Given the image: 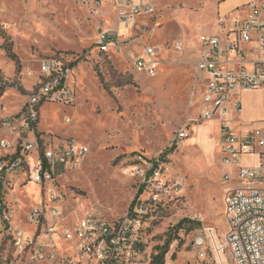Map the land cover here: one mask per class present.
Here are the masks:
<instances>
[{
    "label": "built area",
    "instance_id": "1",
    "mask_svg": "<svg viewBox=\"0 0 264 264\" xmlns=\"http://www.w3.org/2000/svg\"><path fill=\"white\" fill-rule=\"evenodd\" d=\"M94 1L97 7L102 6L103 0ZM107 1L115 9L118 22L135 31L126 42L132 41L136 34H152L153 28L142 19L145 16L153 18L157 13L153 1ZM246 9L245 17L234 19L230 25L224 17L220 18V35L232 34L231 40L223 41L220 35L200 36L201 48L195 67L196 82L205 76L199 103L201 112L197 118L189 116L187 121H219L222 164L236 167L241 184L230 189L225 197L228 228L223 235L215 226L197 230L193 238L197 259L192 264H264V122L239 120L243 110L241 94L264 88V1H251ZM124 43L119 31L101 30L97 38V46L103 52L111 47L120 50ZM143 45L146 57L138 58L136 64L154 76L158 69L156 48ZM174 46L183 49L184 43L176 41ZM251 51L256 58H251ZM78 58L65 51H56L43 58L38 82L25 92L23 109L0 120L1 125L14 134L0 141L3 150L0 156V230L4 233L0 253H6L11 247L13 259L25 261L30 257L51 264H146L145 258H142L145 262L137 258L144 253L146 241L142 224L149 211L140 197L124 217L111 221L88 210L77 224L69 222L60 206L63 196L54 191L49 199L43 198L27 214L28 222L35 227L34 232L13 225L16 212L9 196L15 187V175L22 172L29 181L41 187L50 183L56 185L60 175L81 168L90 152L88 144L80 145L74 137H56L39 126L41 107L45 103H76V88L70 80ZM6 80L15 85V81ZM16 87L21 90L19 84ZM66 122L71 123L72 118L67 117ZM188 136L185 130L179 131L178 145ZM244 155H257L258 163H242ZM138 172L143 174L141 170ZM156 175L159 176L160 171L153 160L142 182L155 186L156 191L148 199L149 206L162 203L163 197H159L162 193L170 196L181 185L154 183L158 180ZM224 177V180H231L232 173ZM56 236L73 242L77 256L60 254ZM227 254L231 263L226 259ZM166 264L177 263L168 261Z\"/></svg>",
    "mask_w": 264,
    "mask_h": 264
},
{
    "label": "rangeland",
    "instance_id": "2",
    "mask_svg": "<svg viewBox=\"0 0 264 264\" xmlns=\"http://www.w3.org/2000/svg\"><path fill=\"white\" fill-rule=\"evenodd\" d=\"M57 1L64 2V7L53 15L65 23L60 24L63 33H59L58 43L61 47L69 46L68 39L73 43L67 49L60 50L76 54L79 57L77 66L82 63L76 68L75 73L78 79L75 85L78 86L77 101L74 105L62 102L45 103L41 107L39 126L42 131L56 137L74 135L80 145H89L90 153L81 168L60 175L56 185L52 183L44 187L39 185L43 195L40 201L37 191L39 186L35 183L34 185L25 175L24 181L31 184L24 188L14 187L9 199L11 206L26 220L27 217L24 215L28 214V210L38 204V201L40 203L43 198L49 199L50 194L57 191L63 196L60 205L62 211L69 222L74 221L78 224L88 210H94L111 221L124 217L132 207H135L140 197L145 201L149 211L142 224L143 229L145 228L146 241L144 253L137 258L142 262L146 261V264H165L168 261H176L177 264L194 263L197 259V251L193 245L194 235L198 229L212 225L223 235L228 228V222L221 199L229 186L232 188L241 184L235 173L236 167L220 163L223 156L220 142L218 149L209 145L210 149L205 152L213 159L211 160L213 171L201 156L189 167L186 161H181L184 156L180 149L182 140L179 145L176 140L178 132L185 130L189 136L198 135L199 130L194 126L203 123L201 120L191 123L187 121V116L196 118L201 112L199 103L202 101V94H195L192 97V105L190 104L194 70L191 67L188 80L186 74H181L173 87L170 86L168 78L162 77V82L168 89L159 90L155 95L150 94L149 87L137 78L130 63L120 60L119 65L118 60L104 61L103 57H99L96 35H93L89 28L92 23L87 21L81 7H76V23L71 26L70 6L74 5V0ZM195 1L176 0L178 3L184 2V12L191 10L190 3L193 4ZM162 2L167 0H157L156 4L165 12L166 8L161 6ZM162 10L159 9L158 14H155L156 21ZM104 13L106 16L110 14L111 25L117 24V15L107 11ZM185 20L174 18L172 21L179 26L181 31L179 36L190 33V36L194 35L197 38L192 46L197 49L201 45L202 32L199 30L201 23L191 25ZM208 27L211 29L212 25ZM140 36L136 34L132 40ZM172 41L166 43V49L172 48ZM182 53L188 54L185 51ZM177 68L173 65L168 66L171 74L177 73ZM163 69L167 71L166 66ZM6 78L7 76L0 72V92L10 84ZM244 98L245 93H242L241 100ZM113 115L117 123L112 120ZM243 116L244 113L241 114V118ZM67 117L72 118L71 123L66 122ZM208 127L212 131L210 134L215 135L218 140L220 132H215V124L211 123ZM133 133L137 144L138 133L141 136L142 145L136 148L130 146L134 141ZM196 144L201 147V142L198 141ZM249 159L243 156L241 161L248 163ZM153 160L160 171V175H156L158 180L155 179L154 183L160 181L170 185L181 183L179 190L172 195L162 193L159 197H163V201L157 206L148 205V199L156 191L154 184H142L148 165ZM139 170L143 174H140ZM206 171L208 175L212 171L210 177L204 175ZM228 173H232V179L224 181V175ZM183 219L191 221L180 224ZM163 252L164 261L155 260L156 255ZM142 258H145V261ZM226 259L231 263L228 254ZM13 260L12 253L0 255V264H10Z\"/></svg>",
    "mask_w": 264,
    "mask_h": 264
},
{
    "label": "crops",
    "instance_id": "3",
    "mask_svg": "<svg viewBox=\"0 0 264 264\" xmlns=\"http://www.w3.org/2000/svg\"><path fill=\"white\" fill-rule=\"evenodd\" d=\"M138 1L146 2L148 0ZM151 1L156 4L157 0ZM251 1L255 0H196L193 4L190 3L189 9L191 10L184 12V2L178 3L176 2V0H167V2H162L161 5L166 8L165 12H163L162 7H157L156 4L157 14L159 9L162 10L157 21L155 20L156 17L152 18L149 16H145L142 19L144 23L150 25L153 28L152 34L150 35L145 33L144 36H140L138 39L132 40L130 42L126 41L129 39V37L135 34V31L126 28L120 22H117V24L115 25L110 24V14H107L106 16L104 12L107 11L109 13H114L115 15L117 14L115 12V9L108 3L107 0H103L101 7H97L94 0H74V5L70 6V12L72 14V17L71 21H69V24H71V26L75 25V10L76 7H81L82 12L86 16L87 21L92 23V26H89V28L93 31V35H96V46L97 38L101 30L112 32L119 31L122 35V40L125 42L122 48L119 50L114 47H111L108 52H103L97 46L99 57H103L104 61L111 60L116 62L118 60L119 65L120 60H124L127 63H130L135 70L137 78L149 87L150 94L153 93L155 95V92L159 90L166 88L168 89V86L162 82V77L168 78L170 80V86L172 87L175 86V80L178 79L181 74H186L187 80L190 79L189 73L192 67V69L194 70L192 77V90L190 93V104L192 105V97L195 94H201L204 88V83H202L205 80L204 75L201 76L202 81L196 82L195 63L198 59L201 45L197 49L192 47L197 38H195L194 35L190 36V33L179 36L181 35L179 26L172 20L174 18H181L184 20L186 19L190 22L191 25L201 23V26L199 28L200 33L202 32V34L207 35H220V18L224 17L226 23L230 25L231 22L234 21V19L245 17L247 13L246 5ZM62 7H64V2L60 3L57 0H28L27 2L22 0H0V72L4 73V75L7 76L6 79H14L13 81H15V85L9 84L7 87H5L2 92H0V118L15 115L23 109L26 102L25 92L28 90H32L39 80L40 65L42 59L49 55H52L56 51H64L60 50V48L67 49L68 47L72 46L73 43H71L69 39L68 42L65 39V41L69 45L67 47H61L57 40L59 33H63L62 29L60 28V24L64 23V21L61 22L58 16L55 17L53 14L56 13V11L60 10ZM81 9L77 8V10L79 11ZM79 11H77V13ZM208 25H212V28L209 29ZM65 35L64 38L66 37ZM231 35L220 36L223 41H226L232 39ZM172 40H174V42ZM171 41L173 42L172 48L166 49V43ZM176 41H182L184 43L183 49H178L174 46ZM143 44L154 46L156 48L155 56L158 60V69L156 75L154 76H150L146 70L139 68L136 64L138 58L146 57ZM182 51H185L188 54L182 53ZM65 52L73 53L70 51ZM232 56L235 57L234 54ZM250 56L251 58H256V54L254 53V51H251ZM80 64H78V66ZM169 65L178 67V72H174L171 74L168 70ZM78 66H76V68ZM164 66H166L167 68L166 72L163 69ZM232 66L234 67L235 65L233 64ZM76 68L70 80L72 86H74L75 88L78 87L75 86L78 80L75 77ZM159 69L161 70L160 73ZM28 72H31L32 75H29ZM79 80L81 82H84L80 78ZM172 82H174V84L171 85ZM17 84H19L21 90L16 87ZM84 87L87 88L86 86ZM89 92L92 93L91 90ZM243 93H245V98L241 100L243 104V110L241 114L244 113L245 116L241 118L240 114L239 120H243V122L246 123L264 122V88L258 90H246ZM189 116L195 118V116ZM189 116H187V119ZM111 118L117 123L115 115H113ZM202 122L203 123L199 126H194L196 129L199 130V134L190 135L186 137L182 140L180 144L181 153H183L184 156L181 161H186L188 167L194 165L197 160L196 158L199 156L203 157L205 163L207 162L212 167L211 164L213 162L211 160L213 159H211V156H209L205 152L207 149H210L209 145H212L216 147V149H218L219 142L221 141L219 121L212 119ZM211 123L215 124V132H220V137L218 140L216 139L215 135L213 136L210 134V132L212 131L209 129L208 125ZM13 135L14 134L9 129L3 127L0 124V141L3 138H12ZM67 135L63 136L75 137L72 134ZM138 136L139 143L137 144L133 133L134 141L132 142V145H130L131 147L136 148L142 145L141 136L139 135V133ZM198 141L201 142V147L196 144V142ZM83 143L85 142L83 141ZM2 154L3 150L0 147V156H2ZM244 157L250 158V162L244 164L258 163L257 155H244ZM218 160H220L219 157ZM221 162L222 160H220V163ZM211 172H209L208 175V171H206L204 172V175L210 177ZM24 177L25 174H23L22 172L14 176L13 182L14 184H16V188H24L28 184H31L26 183V181H24ZM191 178L193 179V177ZM225 187H227V185ZM232 188H230V186L227 188V190L225 188L226 191L223 194V198L221 199L224 209L225 197L228 191ZM37 191L39 194L38 200L40 201L43 196L40 186ZM15 210L17 209L15 208ZM30 210H28L27 213H29ZM26 215H24L25 218L27 217ZM21 217L22 216L20 215V213H16L13 219V225L25 229L26 232H34L35 227L28 222L27 218L26 220H24ZM3 238L4 233L0 230V248L4 240ZM55 239L60 254L75 257L77 256L78 251L73 242L65 241L57 236L55 237ZM11 251L12 248L9 247V251L6 250V253L1 252L0 255H10ZM10 264L51 263L33 260L28 257L25 261L14 259Z\"/></svg>",
    "mask_w": 264,
    "mask_h": 264
},
{
    "label": "trees",
    "instance_id": "4",
    "mask_svg": "<svg viewBox=\"0 0 264 264\" xmlns=\"http://www.w3.org/2000/svg\"><path fill=\"white\" fill-rule=\"evenodd\" d=\"M191 220L190 219H183L180 224H183V223H186V222H190ZM166 252V251H165ZM165 252L161 253L160 255H156L155 257V260H162L164 261V255H165ZM166 264V263H165Z\"/></svg>",
    "mask_w": 264,
    "mask_h": 264
},
{
    "label": "bare ground",
    "instance_id": "5",
    "mask_svg": "<svg viewBox=\"0 0 264 264\" xmlns=\"http://www.w3.org/2000/svg\"><path fill=\"white\" fill-rule=\"evenodd\" d=\"M145 100V99H144ZM137 112V111H136ZM33 185V184H32ZM85 201V200H84Z\"/></svg>",
    "mask_w": 264,
    "mask_h": 264
}]
</instances>
